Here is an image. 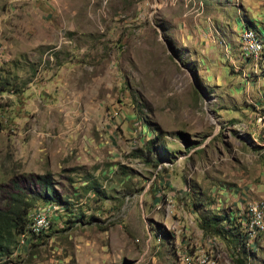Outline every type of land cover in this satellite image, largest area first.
Segmentation results:
<instances>
[{
	"label": "rangeland",
	"instance_id": "1",
	"mask_svg": "<svg viewBox=\"0 0 264 264\" xmlns=\"http://www.w3.org/2000/svg\"><path fill=\"white\" fill-rule=\"evenodd\" d=\"M244 29L264 47V0H0V208L22 190L58 209L0 264H264L243 230L264 49L246 57ZM42 176L60 202L34 200ZM213 216L225 238L199 228Z\"/></svg>",
	"mask_w": 264,
	"mask_h": 264
},
{
	"label": "trees",
	"instance_id": "2",
	"mask_svg": "<svg viewBox=\"0 0 264 264\" xmlns=\"http://www.w3.org/2000/svg\"><path fill=\"white\" fill-rule=\"evenodd\" d=\"M35 182L39 186V191L34 200L48 203L60 202L53 183L47 176L39 177ZM32 204L33 202L30 203L25 193L19 190L10 197L6 207L0 208V255L9 254L14 237H18L29 221V210ZM223 220L218 216L203 217L199 222V228L205 235L212 234L225 238L223 233H227V230L222 226Z\"/></svg>",
	"mask_w": 264,
	"mask_h": 264
},
{
	"label": "built area",
	"instance_id": "3",
	"mask_svg": "<svg viewBox=\"0 0 264 264\" xmlns=\"http://www.w3.org/2000/svg\"><path fill=\"white\" fill-rule=\"evenodd\" d=\"M241 48L246 57L259 59L263 52L261 40L255 32L250 29H244L240 38ZM2 49L0 48V56ZM55 211L58 209L53 205H44L40 208L32 210L29 214V221L24 229L18 235V247L26 249L29 244L42 238L44 234L51 228V220L54 217ZM264 204H252L248 207L245 226L243 230L246 233V242L253 243L264 232ZM46 236V235H45ZM252 244V245H253ZM185 264H194L188 261Z\"/></svg>",
	"mask_w": 264,
	"mask_h": 264
},
{
	"label": "crops",
	"instance_id": "4",
	"mask_svg": "<svg viewBox=\"0 0 264 264\" xmlns=\"http://www.w3.org/2000/svg\"><path fill=\"white\" fill-rule=\"evenodd\" d=\"M164 1L167 3L170 0H164ZM156 2H157V0H156ZM203 24H204V21H203ZM209 29H210L211 32H216V33H219V34L221 32V33H223V35L225 34V31H228L226 29V27L224 26V24L221 25V24L216 23V27H214V24L213 23L211 24V22H210V24H208L207 32L209 31Z\"/></svg>",
	"mask_w": 264,
	"mask_h": 264
}]
</instances>
